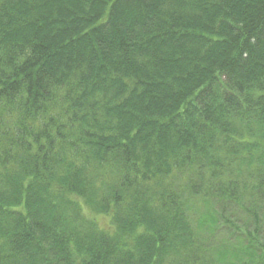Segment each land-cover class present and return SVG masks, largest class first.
<instances>
[{
    "label": "trees",
    "instance_id": "16d2710c",
    "mask_svg": "<svg viewBox=\"0 0 264 264\" xmlns=\"http://www.w3.org/2000/svg\"><path fill=\"white\" fill-rule=\"evenodd\" d=\"M0 264H264V0H0Z\"/></svg>",
    "mask_w": 264,
    "mask_h": 264
},
{
    "label": "rangeland",
    "instance_id": "374dc122",
    "mask_svg": "<svg viewBox=\"0 0 264 264\" xmlns=\"http://www.w3.org/2000/svg\"><path fill=\"white\" fill-rule=\"evenodd\" d=\"M91 218H94L100 227L102 228H108V226H110V218L105 216V215H97L95 213H91L90 214ZM196 222H199L198 220ZM217 235H227L226 233H218Z\"/></svg>",
    "mask_w": 264,
    "mask_h": 264
}]
</instances>
